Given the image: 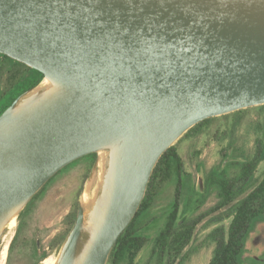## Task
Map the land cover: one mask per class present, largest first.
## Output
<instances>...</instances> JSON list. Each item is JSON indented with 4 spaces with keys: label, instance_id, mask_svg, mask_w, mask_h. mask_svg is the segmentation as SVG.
Returning <instances> with one entry per match:
<instances>
[{
    "label": "water",
    "instance_id": "water-1",
    "mask_svg": "<svg viewBox=\"0 0 264 264\" xmlns=\"http://www.w3.org/2000/svg\"><path fill=\"white\" fill-rule=\"evenodd\" d=\"M0 54L62 88L0 115V219L117 144L108 213L82 263L106 264L161 156L204 120L264 105V0H0ZM81 227L79 206L62 264Z\"/></svg>",
    "mask_w": 264,
    "mask_h": 264
},
{
    "label": "trees",
    "instance_id": "trees-1",
    "mask_svg": "<svg viewBox=\"0 0 264 264\" xmlns=\"http://www.w3.org/2000/svg\"><path fill=\"white\" fill-rule=\"evenodd\" d=\"M42 79L43 75L40 72L6 55L0 54V115L16 98L33 89ZM257 108L263 111L262 118L264 120V105L257 106ZM246 110H249V108L204 120L188 130L177 142L184 138L196 137L204 133L217 118L236 117L233 122V128L235 129L236 126L241 124V116L246 113ZM263 127L264 123L262 125L259 124L257 127L261 134L264 133ZM233 153L236 154L234 157L241 158V161L231 165L237 168L236 172L231 174L228 169H224L216 173L210 170L205 176V194L213 189L215 190L217 196L215 205L208 212L177 224L180 211L183 162L178 155L176 145L174 144L170 147L156 164L139 209L118 238L106 264L133 263L135 257L146 243V240L139 235V231L144 225L145 216L155 200L158 189L170 181H174L176 187L175 198L169 213L165 217L162 228L153 240L150 250L152 264H185L190 255L186 248L193 239L197 225L207 215L222 209L227 210L224 218H230V223L227 229L219 226L207 235V241L213 245L212 256L208 264H236L252 221L256 217L264 215V174L260 179H256L254 176L258 165L264 161V138L255 139L250 153L237 148L233 149ZM80 159H85L88 162L90 171L95 163L96 154H89ZM52 178L31 198L19 214L16 234L9 245L7 262L10 260L11 252L17 236L20 234L24 220ZM81 191L80 189L76 197L80 196ZM78 207L76 201L72 212L67 216L69 229H67L66 234L52 242V250L59 248L64 242L75 222ZM46 258L47 255L45 254L36 260L34 264H43Z\"/></svg>",
    "mask_w": 264,
    "mask_h": 264
},
{
    "label": "rangeland",
    "instance_id": "rangeland-1",
    "mask_svg": "<svg viewBox=\"0 0 264 264\" xmlns=\"http://www.w3.org/2000/svg\"><path fill=\"white\" fill-rule=\"evenodd\" d=\"M262 112L257 107L249 108L241 116V124L235 129L233 122L236 117L217 118L204 133L175 143L178 155L183 162L177 224L204 214L215 205L217 202L215 190L205 194L204 182L207 172L212 170L217 173L228 169L232 174L237 171V168L231 165L241 161V158L234 157L236 154L233 153V149L237 148L250 153L255 139L264 138V133L261 134L257 129L259 124L264 123ZM91 170L89 171L88 162L85 159H78L52 178L24 220L10 260L7 262L9 245L17 230V218L3 264H34L45 254L48 259L58 253L60 247L52 250V242L67 233L69 229L67 216L72 212L76 201L79 206V197L76 196L79 190L83 189ZM263 174L264 161L258 165L254 176L260 179ZM175 188L174 181H170L158 189L155 200L145 216L143 228L139 231V235L146 240L145 246L132 264H152L150 259L152 243L171 209L175 198ZM226 213L227 210L222 209L209 214L197 225L188 247L190 255L185 264L209 263L213 245L207 241L206 237L216 227L223 226L227 229L230 218H224ZM252 222L264 224V215L256 217Z\"/></svg>",
    "mask_w": 264,
    "mask_h": 264
},
{
    "label": "bare ground",
    "instance_id": "bare-ground-1",
    "mask_svg": "<svg viewBox=\"0 0 264 264\" xmlns=\"http://www.w3.org/2000/svg\"><path fill=\"white\" fill-rule=\"evenodd\" d=\"M61 93L62 88L60 85L45 77L37 86L19 98L12 111L13 117L22 114L27 115L36 110L41 103L58 98ZM118 155L119 146L117 144L102 147L96 152L95 163L79 196L82 227L73 259L72 254L70 257L71 264L83 263L106 218L115 184ZM23 207V203L15 205L5 212L0 219V264H3L7 255L10 237ZM65 246L66 242L60 246L54 257L45 259L44 264H62L66 262L69 257L66 259L64 256Z\"/></svg>",
    "mask_w": 264,
    "mask_h": 264
},
{
    "label": "flooded vegetation",
    "instance_id": "flooded-vegetation-1",
    "mask_svg": "<svg viewBox=\"0 0 264 264\" xmlns=\"http://www.w3.org/2000/svg\"><path fill=\"white\" fill-rule=\"evenodd\" d=\"M258 225H260L259 227H262L263 229H261L256 236L250 238V234ZM188 247L186 248V251H188ZM236 264H264V224H254V222L251 223L250 230L245 237L243 247Z\"/></svg>",
    "mask_w": 264,
    "mask_h": 264
},
{
    "label": "crops",
    "instance_id": "crops-1",
    "mask_svg": "<svg viewBox=\"0 0 264 264\" xmlns=\"http://www.w3.org/2000/svg\"><path fill=\"white\" fill-rule=\"evenodd\" d=\"M263 225V224H262ZM260 225L256 226V228L253 230V232L250 234V238L253 237V236H256L260 231L261 229H263L262 227H259Z\"/></svg>",
    "mask_w": 264,
    "mask_h": 264
}]
</instances>
